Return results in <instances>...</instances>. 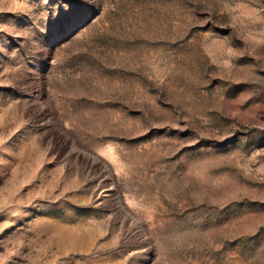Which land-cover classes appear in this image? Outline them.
Masks as SVG:
<instances>
[{
    "label": "rangeland",
    "instance_id": "rangeland-1",
    "mask_svg": "<svg viewBox=\"0 0 264 264\" xmlns=\"http://www.w3.org/2000/svg\"><path fill=\"white\" fill-rule=\"evenodd\" d=\"M0 264H264V0H0Z\"/></svg>",
    "mask_w": 264,
    "mask_h": 264
}]
</instances>
